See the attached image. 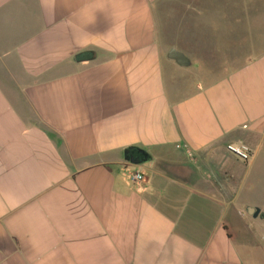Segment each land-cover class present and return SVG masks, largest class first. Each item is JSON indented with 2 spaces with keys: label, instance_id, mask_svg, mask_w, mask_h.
<instances>
[{
  "label": "crops",
  "instance_id": "crops-1",
  "mask_svg": "<svg viewBox=\"0 0 264 264\" xmlns=\"http://www.w3.org/2000/svg\"><path fill=\"white\" fill-rule=\"evenodd\" d=\"M0 264H264V0H0Z\"/></svg>",
  "mask_w": 264,
  "mask_h": 264
},
{
  "label": "water",
  "instance_id": "water-1",
  "mask_svg": "<svg viewBox=\"0 0 264 264\" xmlns=\"http://www.w3.org/2000/svg\"><path fill=\"white\" fill-rule=\"evenodd\" d=\"M167 58L174 60L179 66L182 67H188L192 64L190 58L183 51L178 50L177 48H171L167 52ZM233 153L235 156H237L235 152ZM124 158L134 164H142L152 159L146 150L136 146H130L126 148L124 150Z\"/></svg>",
  "mask_w": 264,
  "mask_h": 264
},
{
  "label": "built area",
  "instance_id": "built-area-1",
  "mask_svg": "<svg viewBox=\"0 0 264 264\" xmlns=\"http://www.w3.org/2000/svg\"><path fill=\"white\" fill-rule=\"evenodd\" d=\"M226 149L232 154H234L233 152H235L237 156L243 160L249 159L253 154L252 149L244 143L232 142L227 144ZM133 179L138 182L142 181V173L139 171H135L133 174Z\"/></svg>",
  "mask_w": 264,
  "mask_h": 264
},
{
  "label": "rangeland",
  "instance_id": "rangeland-1",
  "mask_svg": "<svg viewBox=\"0 0 264 264\" xmlns=\"http://www.w3.org/2000/svg\"><path fill=\"white\" fill-rule=\"evenodd\" d=\"M175 68H176V70H177V72H178V70L180 71V72H183V70H188L187 72H192V73H194V72H197V60H194L193 59V64H192V66L191 67H188V68H180L179 66H177V65H175ZM195 70V71H194ZM196 77H198V75L196 74Z\"/></svg>",
  "mask_w": 264,
  "mask_h": 264
},
{
  "label": "trees",
  "instance_id": "trees-1",
  "mask_svg": "<svg viewBox=\"0 0 264 264\" xmlns=\"http://www.w3.org/2000/svg\"><path fill=\"white\" fill-rule=\"evenodd\" d=\"M91 55H94V52H85V53H82V54L79 55V59H82V58H84V59L90 58Z\"/></svg>",
  "mask_w": 264,
  "mask_h": 264
}]
</instances>
